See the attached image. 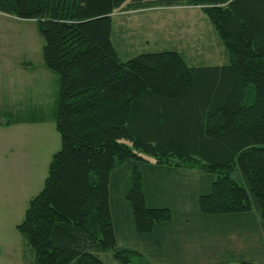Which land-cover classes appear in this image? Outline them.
I'll list each match as a JSON object with an SVG mask.
<instances>
[{
  "label": "trees",
  "instance_id": "trees-1",
  "mask_svg": "<svg viewBox=\"0 0 264 264\" xmlns=\"http://www.w3.org/2000/svg\"><path fill=\"white\" fill-rule=\"evenodd\" d=\"M160 6H201L227 63L190 65L180 49L125 60L112 13ZM0 11L37 21L45 64L60 77L61 148L17 225L34 264H106L108 251L121 264H150L119 245L125 219L156 245L189 222L203 226L214 239L199 251L230 260L229 248L234 264H254L240 248L264 236V0H0ZM164 167L203 172L201 186L167 187L192 188L193 206L176 205V192L169 206L154 205L161 188L146 176Z\"/></svg>",
  "mask_w": 264,
  "mask_h": 264
},
{
  "label": "rangeland",
  "instance_id": "rangeland-1",
  "mask_svg": "<svg viewBox=\"0 0 264 264\" xmlns=\"http://www.w3.org/2000/svg\"><path fill=\"white\" fill-rule=\"evenodd\" d=\"M200 7H160L136 11L123 7L115 10L112 13L114 44L124 58L127 53L180 49L190 65L227 63L225 48ZM43 45L37 21L20 19L0 11V115L11 114L14 118L11 125L25 123L13 133L16 138L14 140L22 145V150L16 147L10 152L7 164L14 170L7 172V167L0 166V227L23 220L29 200L43 188L52 157L61 148V138L55 125L46 122V119L55 120L53 102L55 104L57 100L60 77L46 66ZM127 45L137 46V50L127 52ZM5 119L0 125L5 123ZM148 158L154 162L151 157ZM14 171L16 173L11 175ZM5 173H8L7 179H3ZM198 174L203 172L169 167L149 171L146 177L161 188L154 205L169 206L172 204L171 192H176V205L177 199H183L185 204L193 206L192 188L180 191L167 187L175 184L188 187L194 185L193 188L201 186L204 178L196 177ZM234 177H238L237 173H234ZM126 180L125 173L119 196L116 197L118 201L125 198ZM126 220L124 224L127 225V231L125 238L119 234V245L140 250L150 264H234L239 261L233 257L234 253L229 248L225 251L223 249L222 253L229 255L230 260L218 256L221 251H217V255L209 249L206 252L199 251V243L214 239L210 232L202 229L205 228L203 226H193L189 222L186 224L189 230L184 228L185 234L167 231L164 241L156 245L153 238L150 240V237L135 233ZM240 231L235 229L236 234L232 233L231 239H237ZM249 231L245 229V233ZM260 231L264 235V230ZM1 234L10 240L18 236L17 231H12L11 227L7 230L0 228ZM259 241L251 249L244 244L240 248L241 259L264 264V236ZM250 250L255 253L248 255ZM99 256L106 264H121L111 251L102 252ZM132 262L142 264L137 259Z\"/></svg>",
  "mask_w": 264,
  "mask_h": 264
},
{
  "label": "crops",
  "instance_id": "crops-1",
  "mask_svg": "<svg viewBox=\"0 0 264 264\" xmlns=\"http://www.w3.org/2000/svg\"><path fill=\"white\" fill-rule=\"evenodd\" d=\"M160 7H167V6H160ZM160 7H154V8H160ZM173 7H179V6H172V7H167V8H173ZM198 7H200V6H198ZM200 8L202 9V7H200ZM139 10H141V9H139ZM142 10H144V9H142ZM131 11H136V10H131ZM120 32H121V30H120ZM171 45H175V44H171ZM136 48H137V46L127 45L126 51L132 52V51L137 50ZM175 50H177V49H175ZM118 52L120 53V51H118ZM138 54L137 53H134V54L127 53V57L125 58V60L128 58H131L133 56H136ZM218 65H222V64H218ZM58 93H59V89H58ZM57 103H58V94H57V100L55 101V104L53 102L54 113L57 110ZM55 117H56V115H55ZM54 121H55L54 119H51V120L46 119V122H51L55 125ZM23 124H25V123H18L17 125H6V124L0 125V166L1 167L2 166L7 167L6 168L7 172H10L9 170L13 169V168L9 167L7 164L8 160L10 158V155H11L10 152H12V150L16 149V147H18L20 150H22V148H21L22 145L18 144V142H16V140H14L15 137H14L13 133H15ZM28 148H29V146H28ZM18 170H20V168ZM15 173H16V171L11 172V175L15 174ZM7 174L8 173L4 174L3 179L8 178V176L6 177ZM196 177L203 178V177H205V175L204 174H198ZM18 224L19 223L16 222L10 226H6L4 224L3 227H0L3 230H7L8 228L11 227L12 231L15 230L18 233V236L14 237L11 240L9 238H6L2 234L0 235V264H34L32 254H31L29 248L27 247V244H26L24 238L21 236V234L17 230ZM231 241L235 242L236 239H231Z\"/></svg>",
  "mask_w": 264,
  "mask_h": 264
}]
</instances>
